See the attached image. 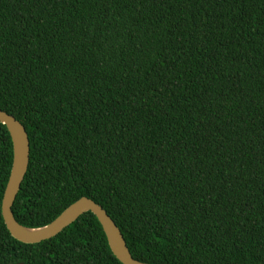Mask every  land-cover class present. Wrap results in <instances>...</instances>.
<instances>
[{
  "label": "trees",
  "instance_id": "obj_1",
  "mask_svg": "<svg viewBox=\"0 0 264 264\" xmlns=\"http://www.w3.org/2000/svg\"><path fill=\"white\" fill-rule=\"evenodd\" d=\"M0 109L31 155L29 228L88 197L150 264H264V0H0ZM0 264H122L89 212Z\"/></svg>",
  "mask_w": 264,
  "mask_h": 264
},
{
  "label": "water",
  "instance_id": "obj_2",
  "mask_svg": "<svg viewBox=\"0 0 264 264\" xmlns=\"http://www.w3.org/2000/svg\"><path fill=\"white\" fill-rule=\"evenodd\" d=\"M0 122L7 127L14 149L12 170L2 203V214L7 229L16 240L26 244H38L53 239L81 216L91 212L102 225L113 254L122 264H150L136 260L132 256L120 228L100 204L88 197H82L70 205L59 217L46 226L29 228L20 224L14 215L13 206L28 173L31 142L23 123L1 109Z\"/></svg>",
  "mask_w": 264,
  "mask_h": 264
}]
</instances>
